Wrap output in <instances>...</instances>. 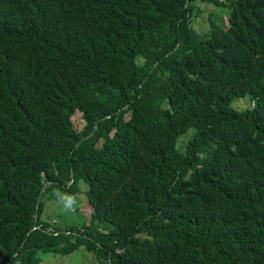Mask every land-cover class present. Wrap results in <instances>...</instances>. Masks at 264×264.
<instances>
[{"label": "trees", "instance_id": "trees-1", "mask_svg": "<svg viewBox=\"0 0 264 264\" xmlns=\"http://www.w3.org/2000/svg\"><path fill=\"white\" fill-rule=\"evenodd\" d=\"M79 180L89 223L42 219ZM79 246L264 264V0H0V264Z\"/></svg>", "mask_w": 264, "mask_h": 264}, {"label": "rangeland", "instance_id": "rangeland-1", "mask_svg": "<svg viewBox=\"0 0 264 264\" xmlns=\"http://www.w3.org/2000/svg\"><path fill=\"white\" fill-rule=\"evenodd\" d=\"M199 8L201 14L193 21L194 29L199 33H204L208 29L207 12L213 9L214 18L219 19L220 24L226 25L227 17L226 10L221 7H214L213 4L200 3ZM237 108H243L248 105L247 98H238L233 102ZM73 126L76 130L82 128L84 120L81 117V112L76 111L71 117ZM188 135L184 134L180 138L181 144L186 142ZM87 183L79 180L78 189L75 192L65 191L61 197L58 196L59 189L53 188L45 192L42 196V212L41 218L51 221L61 227L66 225L80 226L88 224L90 220L91 207L87 202L85 191ZM39 264H98L92 252L79 246L69 253L46 252L39 253Z\"/></svg>", "mask_w": 264, "mask_h": 264}, {"label": "water", "instance_id": "water-1", "mask_svg": "<svg viewBox=\"0 0 264 264\" xmlns=\"http://www.w3.org/2000/svg\"><path fill=\"white\" fill-rule=\"evenodd\" d=\"M71 176L73 177V173L71 172ZM44 186H43V188H42V190H41V193L44 191ZM39 200H40V196H39V198H38V201H37V206H38V203H39ZM36 210L34 211V216H35V218H36Z\"/></svg>", "mask_w": 264, "mask_h": 264}]
</instances>
